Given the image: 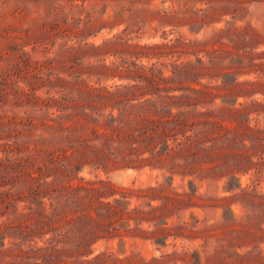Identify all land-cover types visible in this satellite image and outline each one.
I'll return each instance as SVG.
<instances>
[{
  "label": "trees",
  "instance_id": "trees-1",
  "mask_svg": "<svg viewBox=\"0 0 264 264\" xmlns=\"http://www.w3.org/2000/svg\"><path fill=\"white\" fill-rule=\"evenodd\" d=\"M98 1L106 0H0V20L10 21H0V264H264L263 227L230 230L242 239L250 234L251 249L219 248L212 241H221V223L201 227L194 211L186 219L198 204L196 180L220 170L231 179L229 191L242 188L240 175L252 173V184L242 190L249 196L251 224H264V52L254 54L258 46L251 45L264 34L218 31L234 49L215 47L214 37L207 41L214 44L205 50L210 64L228 60L221 75L230 80L224 78L222 95L201 84L208 66L199 50L196 64L176 63L167 77L138 63L163 57L157 44L123 53L113 48L120 35L89 43ZM218 1L227 6L235 0ZM85 12L82 30L59 20L81 23ZM59 37L64 41L54 51ZM124 54L136 59L106 63ZM252 73L255 78L240 80ZM193 76L198 80L187 85ZM94 77L98 86L83 83ZM116 77L124 82L101 85ZM46 86L55 91L48 98L38 94ZM217 97H223L221 108L202 109ZM214 111L222 118L213 117ZM37 114L50 118L39 120ZM86 168H149L164 180L133 184L116 196L109 181H75ZM176 175L192 177L189 192L174 186ZM127 237L151 240L159 248L170 238L203 243L202 249H175L148 261L131 256L124 263L113 251L96 253L99 242L119 238L122 246Z\"/></svg>",
  "mask_w": 264,
  "mask_h": 264
},
{
  "label": "rangeland",
  "instance_id": "rangeland-1",
  "mask_svg": "<svg viewBox=\"0 0 264 264\" xmlns=\"http://www.w3.org/2000/svg\"><path fill=\"white\" fill-rule=\"evenodd\" d=\"M96 0H87V3H93ZM99 2V1H98ZM228 4V3H226ZM215 8L221 9V11H214ZM2 11V10H0ZM120 11L118 18L115 17V12ZM12 16V15H11ZM33 17V15H31ZM78 18V16L76 17ZM83 21L80 23L78 20L66 19L64 16L60 18L63 26H69L74 30H82L85 26L86 12L82 15ZM95 19H97L95 21ZM94 27L91 32L93 35H89L87 41L89 43L101 44L104 40L114 37V35H120L121 42L113 48L121 50L123 53L131 50H139V46L145 45H159L161 47L155 48V51H165L163 57L157 58H143L138 60L139 64H145L148 67H154L156 73L163 71L165 76L173 75L174 66L176 63H192L196 64V51L199 50V55L204 57V61L208 68L203 69L208 75L200 77L201 84H210L215 93L224 94L225 89L223 85L224 78L230 80V76L221 75L227 71L223 68L227 64L225 62H216L215 65L210 64L208 61L210 55L206 54L205 50H211L214 44L207 41L211 38H215V47H223L225 49H234L232 43L229 41V37L226 34L217 33L221 29L232 28L231 31L240 30L245 31L246 29L250 32L259 31L264 34V0H235L234 3L224 6L218 0H106L105 2H99L95 8V14L92 17ZM0 21L10 22L7 19L1 18ZM67 21V23H65ZM222 36H225L223 43H220ZM234 36V34H230ZM75 40L76 37H74ZM243 36L238 37V40H242ZM128 40V41H126ZM64 39H57V43L54 47V51H57L60 43ZM184 42H191L189 46ZM72 43V41L70 42ZM178 44L179 47L173 49L163 45ZM251 45L258 46L253 50L254 54H260L264 52V36L257 38L251 42ZM30 49V47L28 48ZM172 50H176L175 52ZM201 50V51H200ZM53 55V54H50ZM38 54L37 57H41ZM121 59L127 61H133L136 59L135 56L130 57L129 54L124 55H111L107 58L106 63L111 65L112 62H119ZM92 63H96L94 60ZM203 72V73H204ZM64 75V74H63ZM219 77H216V76ZM68 79H71L69 76ZM256 73L250 75H244L240 77V80L245 78H255ZM187 77H191L188 76ZM264 80V75L262 76ZM97 78L94 77L92 80L88 79L84 84L89 83L98 86L96 82ZM193 80H198L197 76H193L188 79L185 83L189 85ZM75 80H73L74 82ZM72 82V83H73ZM119 77L115 79L103 80L101 85H112L114 83H121ZM23 86L24 83H21ZM195 85V84H194ZM202 87V85L200 86ZM48 88L42 87L38 90V94L42 97L48 98L54 95L55 91L48 92ZM223 97H217L215 101L206 109H219L223 106ZM241 97L239 101H243ZM55 111V110H53ZM56 112V111H55ZM41 113V112H39ZM24 112L20 110L18 113L19 119H22ZM37 114L36 119H49V116ZM39 116V118H38ZM215 118H222L216 111L212 113ZM226 122L230 123L227 119ZM214 174V175H213ZM79 177L75 181H79L80 177H85L86 180H106L109 181L115 188L116 196H119L121 191L135 186L144 184L156 185L157 182H163L164 177L160 171L151 170L146 168L144 170L137 169H118L112 171L104 170H90L86 168L81 172ZM185 180L181 176L176 175L174 180V186L178 187L180 192L190 191L189 179ZM242 188H238L232 191L227 190L226 186L231 179L229 176L224 174L220 170L208 176V179L203 181L197 179L196 183L199 187V196L196 197L198 204L186 212V219H189L194 211L195 217L202 221L201 227L205 224L210 225L214 223H221L222 227L219 231L218 237L221 241H212V246L219 248H235L236 244L241 246L239 248H245L244 250L251 249L254 243L247 245L250 242V234L244 235L243 239L238 236V232H230L231 229L238 231L242 228H250L251 226L263 227L264 224H251L252 210L251 205L247 202L249 196L242 189H247L252 184V173H245L240 175ZM250 191L252 186L248 188ZM260 193L264 194V182L260 187ZM135 201V200H134ZM262 209V221H264V206ZM260 209V210H261ZM259 210V209H258ZM256 210V211H258ZM258 231L259 234L263 232L258 228H252ZM229 232V233H228ZM264 234V233H263ZM224 236V237H223ZM225 238V240H224ZM231 239H234L233 242ZM230 240V244L228 242ZM169 245L163 248H159L153 244L151 240L143 238H126V244L120 246V239L116 238L111 241L103 240L96 245V253L100 251H113L121 258L124 263L127 262L128 257L136 256L138 259L150 260L152 257L159 256L162 252H172L175 249L182 251L184 248L193 251L196 248L202 249V239L195 241H187L182 239L174 240L170 238L168 240ZM242 244V245H241ZM261 248H264V240L261 243ZM203 256L204 252L202 253ZM205 257H203V262Z\"/></svg>",
  "mask_w": 264,
  "mask_h": 264
}]
</instances>
